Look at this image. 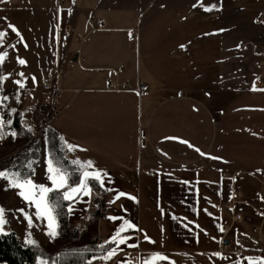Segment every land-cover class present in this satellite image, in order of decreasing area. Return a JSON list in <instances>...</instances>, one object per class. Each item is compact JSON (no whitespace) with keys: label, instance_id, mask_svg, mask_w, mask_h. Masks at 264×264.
<instances>
[{"label":"crops","instance_id":"crops-1","mask_svg":"<svg viewBox=\"0 0 264 264\" xmlns=\"http://www.w3.org/2000/svg\"><path fill=\"white\" fill-rule=\"evenodd\" d=\"M47 1L58 38L46 70L65 67L49 123L64 159L53 163L69 175L68 187L79 186L85 171L92 177L66 201L67 229L50 236L46 217L13 187L29 176L51 187L45 134L22 177L7 162L27 141L14 114L22 126L27 119L21 108L5 117L1 102L4 225L53 253L92 236L106 242L75 264H264V242L244 258L219 250L232 186L224 173L238 171L242 219L234 228L249 244L264 211V0ZM45 72L35 76L39 87ZM108 77L146 89L110 88ZM85 215L87 229L78 232Z\"/></svg>","mask_w":264,"mask_h":264},{"label":"rangeland","instance_id":"rangeland-1","mask_svg":"<svg viewBox=\"0 0 264 264\" xmlns=\"http://www.w3.org/2000/svg\"><path fill=\"white\" fill-rule=\"evenodd\" d=\"M9 25H14L18 29L23 40L11 32ZM57 27L55 10L50 8L47 0H0V33H5L2 41H0V55L7 54L4 55V60L0 63V132L1 102L4 103L3 115L8 118L16 112V109L21 108L27 119L26 128L30 130L29 122L32 113L41 110L43 103L51 100V94L41 92L39 80H36L35 76L40 75L44 70L45 73L50 72V70H46V67L50 63L49 59L56 48ZM25 44L27 47L24 46ZM20 59L25 60L26 63L20 65ZM20 73L24 75L21 76ZM1 78H3L4 86L2 92ZM16 81H20L23 86L18 85ZM44 134L45 128L37 135L40 142L43 140ZM7 163L8 165L11 164L9 161ZM8 229V226L4 225L3 230ZM23 232L21 231V234ZM22 236L26 238L25 235ZM39 244L44 247L43 244ZM0 264L10 263L1 262ZM33 264L48 263L45 258L39 257Z\"/></svg>","mask_w":264,"mask_h":264},{"label":"trees","instance_id":"trees-1","mask_svg":"<svg viewBox=\"0 0 264 264\" xmlns=\"http://www.w3.org/2000/svg\"><path fill=\"white\" fill-rule=\"evenodd\" d=\"M55 95L56 94H53L51 99L56 102ZM58 111V107L51 108V113H57ZM19 118L20 113H15L13 117V122H15L14 127L20 128L21 135L25 137L27 141L14 155L10 156L9 161L15 162L11 163V168H18L20 171L19 174L22 177H26L31 174L27 164L32 158H36L40 155L41 142L38 136L32 137L30 130L19 123ZM45 138L50 159L53 161H61L62 158L64 159V147L57 131L50 126H46ZM49 195L50 197H54L51 203L55 205L54 213L59 225L58 229L65 230L67 229L65 211L66 201H64L57 192L50 193ZM104 249L95 250L88 245L80 246L66 244L58 252L53 253L47 251L36 241L23 243L14 229L5 230L0 233V263L33 264L39 257H43L48 264H75Z\"/></svg>","mask_w":264,"mask_h":264},{"label":"built area","instance_id":"built-area-1","mask_svg":"<svg viewBox=\"0 0 264 264\" xmlns=\"http://www.w3.org/2000/svg\"><path fill=\"white\" fill-rule=\"evenodd\" d=\"M71 29L70 24H63L59 27L58 32L61 37H63ZM263 63V62H261ZM65 72V67L62 64H57L54 68L50 70L49 73L42 75L40 79V90L43 94H58L59 86L57 85V78ZM106 85L110 88H134L138 92H142L146 89V85L137 81L135 85L127 80H119L114 77H108L106 79ZM42 109L32 113L29 128L31 136H37L46 126H49L50 120L56 113H51L52 107H58L55 101L48 100L43 103ZM59 108V107H58ZM66 153L69 155L68 151ZM225 177H228L232 183L230 198L224 204V207L228 210V219L221 224V236L219 241V250L221 252H235L238 258H244L251 256L253 253L260 251V247L264 242V211H260L261 219L258 223L252 226V235L247 238L250 239V244L248 240L243 238L240 234L241 232L234 228L235 222L242 219V213L236 209V205L242 201V196L240 191L234 187V181L238 176V171H233L231 173H224ZM100 192L98 188L91 189V206L97 207V202H99ZM89 224L88 217L83 216L77 224L76 230L78 232H85ZM233 234V236H231ZM227 240V241H226ZM234 244L238 247H232ZM90 248L95 250H102L106 246V242L99 237H90L88 241Z\"/></svg>","mask_w":264,"mask_h":264},{"label":"snow or ice","instance_id":"snow-or-ice-1","mask_svg":"<svg viewBox=\"0 0 264 264\" xmlns=\"http://www.w3.org/2000/svg\"><path fill=\"white\" fill-rule=\"evenodd\" d=\"M9 28L12 33L20 37L21 40H23V37L19 33L18 29L14 25H9ZM5 33H0V41H2ZM27 47V45H24ZM7 55V54H4ZM4 55H0V63L4 60ZM26 63L25 60L20 59L19 64L24 65ZM21 76H23V73H20ZM18 85L21 87L23 85L20 84V81H16ZM12 136H16L17 133L13 132L11 133ZM0 136H2V132H0ZM199 151V149H197ZM203 154V153H201ZM215 158V157H213ZM73 163H76L75 161ZM90 164V162H89ZM47 172H48V180L51 182V187H47L44 185H37L34 183L31 176L23 178L22 180L17 181L13 187L19 189L18 194L26 201V205H34L36 210V217L45 218L48 221L49 226V235L55 237L58 234V228L59 225L56 221V216L53 215L55 205L51 203V200L54 197H50V193L58 192L61 189H67L63 191L62 193V199L64 201H74L78 198L79 192L82 190V187L84 185V181L86 179H89L92 177V173L85 171L82 174V179L79 181V186H72L68 187L69 182V175L59 166H55L52 159H49L47 162ZM0 178H3L0 176ZM96 180L100 179L99 174H96L94 177ZM27 189V191L25 190ZM76 193L77 196H73L72 194ZM121 195H123L121 193ZM68 211L71 212L73 209L71 206H69ZM31 223V219L28 221ZM5 224L4 220V213L3 209H0V233L3 231V227ZM131 227V225H129ZM223 229H221L222 231ZM113 242L115 241V238H113ZM124 242V241H120ZM31 243V241H30ZM112 251H115L114 249ZM112 253L110 252L109 255Z\"/></svg>","mask_w":264,"mask_h":264},{"label":"water","instance_id":"water-1","mask_svg":"<svg viewBox=\"0 0 264 264\" xmlns=\"http://www.w3.org/2000/svg\"><path fill=\"white\" fill-rule=\"evenodd\" d=\"M76 58H77V55L74 56V59H76ZM226 241H227V240H226Z\"/></svg>","mask_w":264,"mask_h":264}]
</instances>
